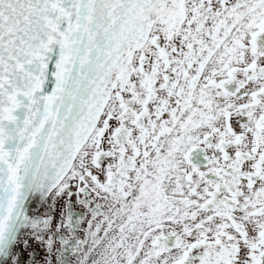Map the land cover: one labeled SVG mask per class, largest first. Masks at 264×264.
Here are the masks:
<instances>
[{
  "label": "snow or ice",
  "instance_id": "obj_1",
  "mask_svg": "<svg viewBox=\"0 0 264 264\" xmlns=\"http://www.w3.org/2000/svg\"><path fill=\"white\" fill-rule=\"evenodd\" d=\"M0 264H264V0H0Z\"/></svg>",
  "mask_w": 264,
  "mask_h": 264
}]
</instances>
